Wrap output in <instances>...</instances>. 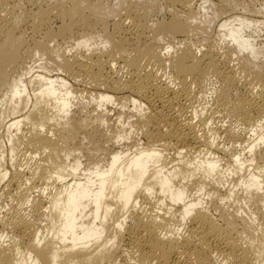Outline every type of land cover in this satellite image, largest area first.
Here are the masks:
<instances>
[{"label": "bare ground", "instance_id": "6f19581e", "mask_svg": "<svg viewBox=\"0 0 264 264\" xmlns=\"http://www.w3.org/2000/svg\"><path fill=\"white\" fill-rule=\"evenodd\" d=\"M145 1L0 0V264H264L262 9Z\"/></svg>", "mask_w": 264, "mask_h": 264}, {"label": "rangeland", "instance_id": "374dc122", "mask_svg": "<svg viewBox=\"0 0 264 264\" xmlns=\"http://www.w3.org/2000/svg\"><path fill=\"white\" fill-rule=\"evenodd\" d=\"M110 4L113 6H117L118 4H120L122 1L121 0H109ZM121 1V2H120ZM130 1H134L137 2L139 1L144 2L145 0H130ZM152 1H154L157 5V9L160 10V8L162 9V11L160 10V12H163L161 15L165 16V11L164 10V0H149V2L152 3ZM145 2H148V0H146ZM153 2V3H154ZM204 0H196L195 2V7L198 11V23H201V26L203 27H207L206 31H208L207 36H209L208 38L212 39V40H216L218 44V49L220 51H222L223 49H225L228 46H232V43L230 44V40L227 38L223 37V34L225 32L224 28H221V26L223 25L224 22H226L229 19H232V17L236 16L239 17L241 15L249 17V15L245 14L243 11H236V12H224V11H220V9L218 8V3L215 0H209L208 3H206L205 5H203ZM160 7V8H158ZM256 7L257 9H262V14L258 15L257 17H252L254 20L259 21L260 23L264 22V1L263 0H257L256 1ZM205 25V26H204ZM249 31H251L252 34V41L254 42V44L258 47L261 48L264 52V24H257V26L255 28H251L248 29ZM225 47V48H224ZM246 55L245 52L242 53L241 56ZM254 62V61H253ZM257 66L259 65L260 68L264 69V55L259 56L258 59L255 60L254 62ZM258 68V67H257ZM214 83L209 82L207 85L208 90L211 89V85H213ZM208 96L206 98V100L204 101V107L209 108L208 102L211 101V99L209 98L210 96V91H208ZM207 101V102H206ZM207 104V105H206ZM207 109V111H205V115L209 117L210 111ZM207 113V114H206ZM209 114V115H208ZM214 120L212 119L210 121V123H213ZM111 124H113L111 122ZM221 124V123H220ZM5 140V139H4ZM97 155L96 157L100 156L101 157L104 155L102 154V152H96Z\"/></svg>", "mask_w": 264, "mask_h": 264}]
</instances>
